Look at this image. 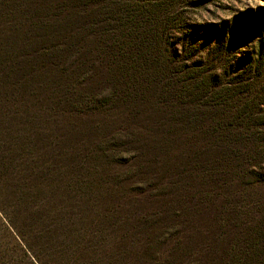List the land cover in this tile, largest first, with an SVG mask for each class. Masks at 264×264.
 <instances>
[{"label":"trees","instance_id":"trees-1","mask_svg":"<svg viewBox=\"0 0 264 264\" xmlns=\"http://www.w3.org/2000/svg\"><path fill=\"white\" fill-rule=\"evenodd\" d=\"M188 3L0 0L5 264H264V27Z\"/></svg>","mask_w":264,"mask_h":264},{"label":"rangeland","instance_id":"rangeland-1","mask_svg":"<svg viewBox=\"0 0 264 264\" xmlns=\"http://www.w3.org/2000/svg\"><path fill=\"white\" fill-rule=\"evenodd\" d=\"M192 4H181L179 6L181 23L180 26L189 27L185 30L186 34L192 35L195 43L207 45L209 50L218 42L221 37H233L231 42V50L236 49L239 53L236 56H248L252 52L256 39L260 37L261 30L264 27V0H192ZM255 26L250 29L246 25V21L254 16ZM235 17H238L239 27L235 29L237 33L232 32L231 27L236 24ZM248 29V30H247ZM181 33L175 34V37ZM190 40V41H191ZM205 48H203L204 50ZM6 243V238L0 231V262L5 264L2 246ZM8 248V247H7ZM16 257V255H15ZM17 264H21L17 260Z\"/></svg>","mask_w":264,"mask_h":264}]
</instances>
